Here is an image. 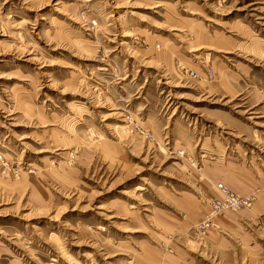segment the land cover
Masks as SVG:
<instances>
[{
    "label": "rangeland",
    "instance_id": "obj_1",
    "mask_svg": "<svg viewBox=\"0 0 264 264\" xmlns=\"http://www.w3.org/2000/svg\"><path fill=\"white\" fill-rule=\"evenodd\" d=\"M226 159L264 179V0H0V264H264L262 188L196 229Z\"/></svg>",
    "mask_w": 264,
    "mask_h": 264
},
{
    "label": "built area",
    "instance_id": "obj_2",
    "mask_svg": "<svg viewBox=\"0 0 264 264\" xmlns=\"http://www.w3.org/2000/svg\"><path fill=\"white\" fill-rule=\"evenodd\" d=\"M209 76H212L213 70L208 69ZM219 195L208 200V211L205 217L196 225L198 232H205L212 224V217L225 209L238 210L240 208H249L253 205V194H240L232 190L222 181L216 183Z\"/></svg>",
    "mask_w": 264,
    "mask_h": 264
},
{
    "label": "crops",
    "instance_id": "obj_3",
    "mask_svg": "<svg viewBox=\"0 0 264 264\" xmlns=\"http://www.w3.org/2000/svg\"><path fill=\"white\" fill-rule=\"evenodd\" d=\"M226 161L228 163H226L224 167L229 170L228 172L222 174V179L226 182V184L228 183L231 187H233V189L237 190L240 193H247L256 186L262 188V190L264 191L263 178L255 176L254 174L253 175L248 174V172L243 170V164L241 163L236 164L228 159H226ZM260 194L258 195L259 198L256 201V209L264 211V193L262 192ZM247 213H249L248 210L244 209L242 215H247ZM243 235L244 238L249 239L248 234H243Z\"/></svg>",
    "mask_w": 264,
    "mask_h": 264
}]
</instances>
